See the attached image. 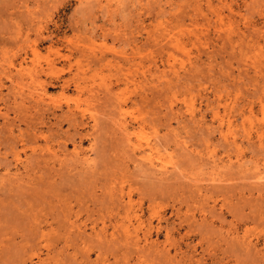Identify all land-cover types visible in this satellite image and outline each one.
<instances>
[{"label":"rangeland","instance_id":"1","mask_svg":"<svg viewBox=\"0 0 264 264\" xmlns=\"http://www.w3.org/2000/svg\"><path fill=\"white\" fill-rule=\"evenodd\" d=\"M0 264H264V0H0Z\"/></svg>","mask_w":264,"mask_h":264},{"label":"bare ground","instance_id":"2","mask_svg":"<svg viewBox=\"0 0 264 264\" xmlns=\"http://www.w3.org/2000/svg\"><path fill=\"white\" fill-rule=\"evenodd\" d=\"M216 113H217V112H216ZM121 124H122V122H121ZM124 124H125V122H124ZM124 126H126V124H125ZM124 128H125V127H124ZM126 128H127V127H126ZM126 128H125V129H126ZM147 145H148V144H147ZM148 147H149V146H148ZM85 159H86V158H85ZM156 161H157V160H156ZM159 164H160V163H159ZM161 165H162V164H161ZM162 166H163V165H162Z\"/></svg>","mask_w":264,"mask_h":264}]
</instances>
